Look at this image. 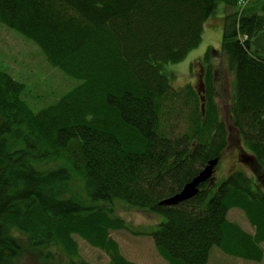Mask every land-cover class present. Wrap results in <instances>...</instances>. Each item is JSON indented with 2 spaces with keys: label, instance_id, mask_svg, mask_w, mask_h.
Wrapping results in <instances>:
<instances>
[{
  "label": "trees",
  "instance_id": "trees-1",
  "mask_svg": "<svg viewBox=\"0 0 264 264\" xmlns=\"http://www.w3.org/2000/svg\"><path fill=\"white\" fill-rule=\"evenodd\" d=\"M240 1L0 0V24L80 81L34 110L23 98L24 84L0 69V264H16L21 254L16 232L30 238L45 262L53 260L52 247L76 255L72 234H78L106 252L109 264H137L108 237L110 229L128 228L100 206L114 201L164 218L144 235L168 264H207L213 247L262 260L264 53L254 39L264 30V15L237 18L232 12L222 25L221 52L236 81L230 125L244 158L255 166L253 179L238 167L246 164L238 155V169L225 178L215 181L213 172L193 198L160 204L210 159L219 162L230 141L213 100L210 69L204 115L188 86L194 106L183 104L186 131L164 130L176 122L168 113L180 99L166 65L184 60L200 44L203 25L219 3L226 9ZM233 208L244 213L253 234L228 221Z\"/></svg>",
  "mask_w": 264,
  "mask_h": 264
},
{
  "label": "rangeland",
  "instance_id": "rangeland-1",
  "mask_svg": "<svg viewBox=\"0 0 264 264\" xmlns=\"http://www.w3.org/2000/svg\"><path fill=\"white\" fill-rule=\"evenodd\" d=\"M232 12H235L237 18L251 13L264 15V0H241L238 5L226 9L222 3H219L215 13L203 25L200 44L191 50L184 60L166 65L167 72L174 77L171 79L170 85L172 89L179 92L180 96L175 107L168 113V116L175 118L176 122L172 121L173 123L163 126L164 130H169V133H171V129L177 134L183 130L186 131L184 129V126H187L184 124L187 114L185 106L189 108L194 106V103L187 97L190 96L188 86H193V91L199 99L198 102L204 104V112H202L204 115L208 101L207 73L208 69L211 71V82L214 89L213 100L218 107L221 119L228 125L230 140L222 158L215 166V181L225 178L230 171L238 169V167L244 169L247 175L253 179L254 173L251 168L255 167L253 162L244 158L245 152L240 149L238 134L235 128L230 125L228 113L236 81L235 72L231 68L229 59L221 52V43L224 18L231 15ZM243 37L241 35L240 39ZM206 52L209 53L208 62L204 59ZM0 69L6 70L13 78L24 84L23 98L34 110L54 103L80 83L75 78L66 76L60 69L52 67L33 42L1 24ZM238 155L239 157L241 155L246 164H238L237 167L236 157ZM254 172L257 173V170L254 169ZM262 180L260 186L264 192V178ZM100 206L104 207L107 212L109 211L111 217L121 218L128 224V228L110 229L108 234V237L116 242L123 257L137 264H168L159 255L152 238L149 235H144L146 232L156 229L157 224L164 220L162 216L137 210L122 201H114L112 204ZM227 219L237 223L247 233L255 232L254 227L249 224L244 213L239 209L233 208L228 211ZM130 230H139L142 233L134 234ZM16 233L22 247L16 264H109L106 252L98 247H92L78 234H72L73 240L77 244L76 255H63L55 247H52L50 249H52L53 260L45 262L41 258L42 254L39 255L35 252L38 249L31 248L28 244L30 238L26 234H20L21 232ZM261 247L263 258L260 262L232 257L219 248L213 247L210 250L207 264H264V242L261 243Z\"/></svg>",
  "mask_w": 264,
  "mask_h": 264
},
{
  "label": "water",
  "instance_id": "water-1",
  "mask_svg": "<svg viewBox=\"0 0 264 264\" xmlns=\"http://www.w3.org/2000/svg\"><path fill=\"white\" fill-rule=\"evenodd\" d=\"M254 45L258 50L264 53V30L261 31L254 39ZM202 82V80H200ZM203 101V98H201ZM202 112H204V104L201 105ZM218 163V158L210 159L205 167L195 176L187 182L181 189L180 192L174 194L171 197L160 201L161 205L174 206L183 201L193 198L198 190L200 184L212 178L214 168Z\"/></svg>",
  "mask_w": 264,
  "mask_h": 264
}]
</instances>
